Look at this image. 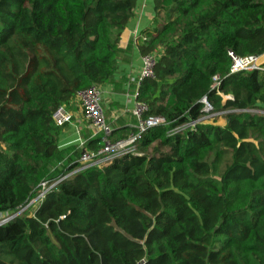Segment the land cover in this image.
Masks as SVG:
<instances>
[{"label": "trees", "instance_id": "1", "mask_svg": "<svg viewBox=\"0 0 264 264\" xmlns=\"http://www.w3.org/2000/svg\"><path fill=\"white\" fill-rule=\"evenodd\" d=\"M136 2L0 0V264H264V71L227 58L264 53V0H152L134 100L163 123L100 166L77 161L99 137L57 148L53 112L111 80Z\"/></svg>", "mask_w": 264, "mask_h": 264}, {"label": "crops", "instance_id": "2", "mask_svg": "<svg viewBox=\"0 0 264 264\" xmlns=\"http://www.w3.org/2000/svg\"><path fill=\"white\" fill-rule=\"evenodd\" d=\"M152 0H137L133 17L127 22L119 37L117 66L111 80L100 87V105L106 123L115 137L130 134L134 120L129 112L135 102L137 80L141 67V55L137 39H146L143 31L151 27L153 20ZM71 121L63 127L58 137L57 148L77 146L92 137V130L83 121L78 100L75 98L64 106ZM1 217V215H0Z\"/></svg>", "mask_w": 264, "mask_h": 264}, {"label": "built area", "instance_id": "3", "mask_svg": "<svg viewBox=\"0 0 264 264\" xmlns=\"http://www.w3.org/2000/svg\"><path fill=\"white\" fill-rule=\"evenodd\" d=\"M227 58L229 60V74L242 71H264L262 66L264 63V53L259 56L250 55L239 57L228 51ZM154 62L155 57L152 54L141 56V67L137 80V87L141 79L153 78L152 69ZM213 81H216L215 77L213 78ZM76 99L78 100L80 114L83 121L87 123L93 132L92 137H99V141L102 145L100 149L85 152L78 158L77 161L83 166V168L92 165L100 166L103 162L112 157L132 153L134 150V143L143 131L163 123V119L160 117L145 116V113L147 112L146 106L142 103L134 102L133 107L129 112L134 120V132L128 134L126 138L110 141L109 136L112 130L104 119L103 110L100 105L99 88L91 86L78 93ZM200 102L202 104L201 112L203 113L204 118L215 115V113H212L211 105L205 99H201ZM52 121L56 126L62 127L70 123L71 115L65 110L64 106H59L52 114ZM81 145L82 143L78 146L81 147ZM70 174L57 179L53 183L46 181L40 183V192L32 202L40 200L50 187ZM10 218L11 217L6 216L5 214H1L0 225L4 224Z\"/></svg>", "mask_w": 264, "mask_h": 264}, {"label": "rangeland", "instance_id": "4", "mask_svg": "<svg viewBox=\"0 0 264 264\" xmlns=\"http://www.w3.org/2000/svg\"><path fill=\"white\" fill-rule=\"evenodd\" d=\"M224 99H226V98H224ZM224 99H223V100H224ZM219 124H221V121L219 122ZM34 207H35V205H34V206H32L30 209H28V210H27V213H30V211H31V210H33V209H34Z\"/></svg>", "mask_w": 264, "mask_h": 264}]
</instances>
